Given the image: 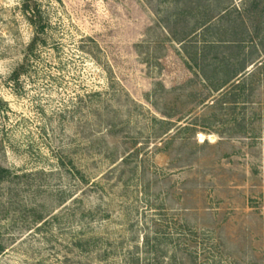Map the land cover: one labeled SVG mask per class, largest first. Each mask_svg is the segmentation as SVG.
I'll use <instances>...</instances> for the list:
<instances>
[{
  "label": "rangeland",
  "instance_id": "374dc122",
  "mask_svg": "<svg viewBox=\"0 0 264 264\" xmlns=\"http://www.w3.org/2000/svg\"><path fill=\"white\" fill-rule=\"evenodd\" d=\"M36 1L31 55L0 0V264H264V0Z\"/></svg>",
  "mask_w": 264,
  "mask_h": 264
},
{
  "label": "trees",
  "instance_id": "16d2710c",
  "mask_svg": "<svg viewBox=\"0 0 264 264\" xmlns=\"http://www.w3.org/2000/svg\"><path fill=\"white\" fill-rule=\"evenodd\" d=\"M23 11L27 14V18L30 21V23L35 27L36 31V37L33 38V41L27 48V52L31 55H35L34 48L36 46L37 40L39 39V34L44 33L46 29V23L44 22V18L42 16L41 11L39 10L38 4L36 0H24L23 3ZM184 41V38L183 40ZM254 61L248 60L245 58L244 60L239 61V68L233 69L232 71H228L229 76L223 80L221 83L216 85L215 91H220L223 89L228 83H230L234 79H238L239 77H242L244 75V72L249 64H253ZM25 71V67L21 66L20 68H17L11 75V79L14 81H17L19 79V76ZM240 83V82H239ZM0 103H2L0 101ZM13 173L9 168H5L0 166V183L3 181H7L12 177ZM4 250V245L0 242V254Z\"/></svg>",
  "mask_w": 264,
  "mask_h": 264
}]
</instances>
